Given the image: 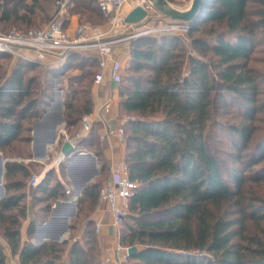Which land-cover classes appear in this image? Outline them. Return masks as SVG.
Returning a JSON list of instances; mask_svg holds the SVG:
<instances>
[{"label": "trees", "instance_id": "1", "mask_svg": "<svg viewBox=\"0 0 264 264\" xmlns=\"http://www.w3.org/2000/svg\"><path fill=\"white\" fill-rule=\"evenodd\" d=\"M42 1L55 3L0 0L2 19L33 24ZM90 1L94 7L87 0H68L70 14L83 10L100 16L98 0ZM186 35L187 46L178 35L141 36L131 42L120 105L130 115L124 128L126 161L137 187L127 215L133 224L121 230L120 243L138 246L139 252L129 256L132 264H264V118L258 116L264 112V76L251 64L264 44V0H207ZM97 64V58L73 52L61 66L47 69L50 81L73 66L82 69L69 77L64 106L69 133L93 110L95 73L90 68ZM39 66L16 60L0 87V149L14 142L30 146L33 124L53 100L49 86L37 96L36 78H25ZM232 111L235 120L219 123L224 142L218 140L228 144L220 147L209 132L212 116ZM6 165L9 194L0 199V222L6 223L3 235L20 263L102 264L90 220L82 241L70 246L68 259V239L21 243L26 194L16 189L25 186L29 168L13 159ZM53 172L49 169L36 187L37 194L45 195L39 199L46 202L41 210L47 216L54 201L67 197L62 180L47 186ZM98 190L97 182L88 185L79 201L92 197L97 202ZM39 220H31L29 237ZM79 223L69 225L72 236ZM0 264H6L1 246Z\"/></svg>", "mask_w": 264, "mask_h": 264}, {"label": "crops", "instance_id": "2", "mask_svg": "<svg viewBox=\"0 0 264 264\" xmlns=\"http://www.w3.org/2000/svg\"><path fill=\"white\" fill-rule=\"evenodd\" d=\"M155 20L158 21L159 18L156 17ZM77 24V17H75V15H71L67 19L66 27L70 32H72ZM115 45L113 47V55L117 60H119L120 72L124 74L125 62H128L130 58L129 42L128 40H124L118 46ZM82 53L86 56L95 57L97 58V60L99 59L97 49H86L83 50ZM44 62L48 63L50 67H56L57 64L52 57H47ZM111 65L112 64H109L106 70V77L101 83L96 84L94 80H92L93 110L90 114L94 119L93 127L90 133L83 137L78 143L80 147L88 150L90 154L79 156H75V154V158L71 161V163L63 162L58 166L51 164L46 165L38 161V158L42 157L41 154L47 151V144L50 143V139L54 134L55 122L50 120L55 116V112L59 110V106L53 105L50 107L49 105L47 108V110L49 109V113L47 115L44 114L45 116L35 121L31 132V157L28 156L29 158L23 159V161L24 163L28 161L32 164L40 163L42 165H45L48 170L54 168L56 170V173L60 176L61 172L63 173V168H65V178H61L62 180H66L71 184V194H69V196H72L74 205L70 206V204H68L66 206H61L59 210H61L60 212L62 213H60L59 211L55 213V216L70 214V217L66 222L52 220L48 217L45 218V216L42 215V213H44L41 210L42 206H36L35 202L33 201L32 195H30L28 191L25 190L24 192L26 195L24 201L26 203L27 216L24 221L23 227L21 228V243H24L26 240L30 239L34 242V244L38 245L40 242H44L43 240H45V237L54 238L53 236H57L63 228L62 225L67 227V230L69 231L68 234L71 235V230L69 228V224L71 222L69 221L78 218L79 210L78 204L76 205V203L79 197L83 196L84 190L87 188L90 182L94 180V177L101 173L104 167L107 168L108 174V177L104 181V183L110 180L112 175V167L115 164L120 163L124 159H126L127 134L124 128L129 120V116L121 108V83L113 80V69ZM58 101L59 99L56 102L57 104L59 103ZM54 103L55 101L53 102V104ZM78 128L79 123L77 127L73 128L74 132ZM121 129L124 130L126 138L125 141L121 138ZM63 130H66L68 132L64 124L57 127V132L60 137L62 136ZM74 132L68 133L73 134ZM60 143L62 144V140H60ZM67 195L68 194H66V196ZM35 217L40 220L36 224V231L33 237H29L28 228L31 220ZM41 217L44 218L41 219ZM44 220L45 222H43ZM88 220L92 221L93 223L92 227H94V235L96 237L98 253L102 264H125L123 261L124 251L118 248V244L120 243L121 228L120 226L115 224L114 217L110 211L109 203L99 202L98 199L94 209H92L89 214L83 216V218L81 219L78 225V229L75 230L74 235L66 237L65 240L68 239L69 243L66 247L67 251L64 259H68L69 248L72 243L78 239L82 241L85 228L88 224ZM40 222H42L43 224L39 225ZM96 224H99L100 226L98 230L96 229ZM0 246L2 247L6 255V264H21L19 253H13L7 239L3 236H0Z\"/></svg>", "mask_w": 264, "mask_h": 264}, {"label": "built area", "instance_id": "3", "mask_svg": "<svg viewBox=\"0 0 264 264\" xmlns=\"http://www.w3.org/2000/svg\"><path fill=\"white\" fill-rule=\"evenodd\" d=\"M102 14L109 18L111 29L105 31L101 26L90 23H79L70 32L64 25L62 19L54 16L45 25L28 31L16 29L7 32L0 30V53L12 55L19 59H25L43 63L47 57H52L61 66L66 57L73 53L86 49H97L99 54L97 70L94 75V82L101 83L106 77V70L112 64L113 80L120 82L122 73L120 72V62L113 55V47L117 42L138 38L141 36H174L186 35L189 30V23L182 21H156L160 12L155 8L150 0H98ZM137 6L147 11V16L137 23L125 22V17ZM155 20V21H154ZM117 26V31H132L127 35L116 38L112 29ZM57 75L55 80L59 79ZM93 116L90 113L84 114L79 122V128L69 134L63 130L62 136H58L56 142L47 144V151L44 157L38 161L46 165H56L63 162H70L75 156L90 153L85 148L79 146V141L90 133L93 127ZM65 126V124H64ZM121 138L125 141L124 130H120ZM70 141L75 146L74 157H67L61 151L62 144ZM111 179L103 183L98 190V201L108 202L110 211L114 217L115 224L121 226L128 215L130 199L135 193L137 183L131 179L126 159L112 167ZM42 178L40 175H33L30 185L37 187ZM66 194H71V184L62 180ZM76 201V200H75ZM96 224V229H99ZM118 248L124 251L123 261L125 264H132L126 246L121 243Z\"/></svg>", "mask_w": 264, "mask_h": 264}, {"label": "rangeland", "instance_id": "4", "mask_svg": "<svg viewBox=\"0 0 264 264\" xmlns=\"http://www.w3.org/2000/svg\"><path fill=\"white\" fill-rule=\"evenodd\" d=\"M88 4L91 6H95L94 3H91L90 0H87ZM192 0H172V4L177 7V8H181V9H185L187 7H189V5L191 4ZM29 3H31V0H28ZM68 0H55V3H48V2H44L42 1L43 4V8L39 9V8H35V14L32 16L33 18V24H28L27 21L25 22L24 20H4L2 19V13L0 12V30L2 31H9L12 29H16L19 31H28L31 29H37L43 25H45L47 22H49L53 16H57L58 19H68L69 16L71 15H75V17H77L78 20V24L79 23H90V24H94V25H98L101 26L105 31H108L111 29V23L109 22V18L104 16L103 14H101L100 16H96L94 14H92L90 11H81V13L78 14H70V7L67 6ZM24 11L23 9L20 10V13L22 14ZM29 16V15H27ZM157 17L159 18L158 21H174L173 19L162 15L161 13L159 15H157ZM117 26H115L112 30L116 38L121 37L123 35H127L128 33H130L132 30H126L124 32H120L117 31ZM180 36V35H179ZM182 38V40L186 43L187 46V35H181L180 36ZM135 39V38H133ZM133 39L128 40L129 42V48H131V42ZM123 41L117 42L116 45L118 46L119 44H121ZM115 45V46H116ZM188 48V47H187ZM79 53L83 54L82 51H79ZM254 57L258 58V60H254L251 64L255 65L259 71L263 74L264 76V44L259 46L258 49H256V51L254 52ZM19 58H16L12 55L9 56V54H7L6 56L0 57V87L2 84H4L5 82H7L9 76L11 75L14 67H15V62L16 60H18ZM128 62H125V72L126 69L128 67ZM48 68H53L52 66L50 67V65L48 63H40L39 67H35L30 69L26 75L25 78H29V77H35L36 78V82L35 85V91L36 94L38 96L40 89H43L47 86H49V90H51L52 94H53V100L51 101V103L53 101L56 102V99L61 102L60 100H62L63 103V107L65 106V100H66V92L69 89V85H70V76H73V74L75 73H79L80 71H82V69H79L78 66H73L71 68H68L64 71V75H59L60 78L55 80V79H51L48 78V74H47V69ZM91 70L94 71V73H96V66L90 68ZM84 70H88V69H84ZM188 72V68L185 69L184 74H186ZM92 78V76L90 77ZM77 88H80V86L77 84L75 85ZM262 86L264 87V81L262 82ZM91 90L93 88V84L90 85ZM78 96H82L81 94H79ZM60 97V98H59ZM81 98V97H80ZM262 99H264V95L261 96ZM50 103V105H51ZM48 108V107H47ZM233 111L230 114H222L220 116H217V114L213 113L212 116V121L213 122V126L211 127V129H209V132L214 134L217 138L214 140V142H216V145L218 146H222V147H227L228 144H225L226 146H223L222 142H224V132L221 130V127L219 126V123H224L225 120H235V117L233 115ZM45 114V112H44ZM44 114L41 116V118L44 116ZM63 114H64V110H63ZM84 115V114H83ZM130 116V115H128ZM258 116L260 118H264V112H260L258 113ZM40 117L38 119H41ZM56 116L53 117L50 121H55ZM215 122L218 123V125H215ZM35 123V122H34ZM257 124H263L262 121H256ZM34 126V124H33ZM72 132H74V130H72ZM71 132V133H72ZM222 140V142L220 143L219 140ZM228 142V141H227ZM0 153L2 154V157L4 160H11V159H15V160H19L20 162H23V159H28L31 154V147L27 146L23 143H19V142H14L12 145H8L5 146V148L0 149ZM31 157V156H30ZM7 161L4 163H1L2 165L0 168V199L3 198L5 196V194H9V190H6V178H5V172L7 170ZM26 163V164H25ZM24 164L27 165L29 167V175L27 176H23V179L25 180V186H23L22 189H16V192H20L21 190H26L28 191V193L30 195H32L33 197V201L35 202L36 206H45L46 202L41 199H39L41 196L44 197L45 195L43 193L37 194L36 193V187H32L30 185V179L32 178L33 175H40L41 178L43 179L46 175H47V167L45 165H42L40 163L36 164H32L30 162H25ZM228 163L231 165L232 161L228 160ZM4 171V172H3ZM3 172V173H2ZM89 175V174H88ZM52 179L48 182L47 186H51L56 182V178L62 180L61 177L65 178V168H63V173L61 172V176L59 174H55L54 172L51 174ZM87 177V176H86ZM108 174H107V168L104 167L101 171V173L99 175H96L94 177V180L92 182H90V184L97 182L98 183V188L104 183V181L107 179ZM89 184V185H90ZM11 192H15L14 190H11ZM39 196V197H38ZM68 196V195H67ZM78 198V196H77ZM80 199V197H79ZM78 199V200H79ZM59 200H64L60 203L56 204V201H54L53 205H52V209L50 214L47 216V214L44 212L42 213L43 216L48 217L49 219H52L53 215H56L55 213L57 211H61L59 210L61 206H66L68 204H70V206H73L74 204L68 203L70 200L66 197V198H62ZM69 200V201H68ZM76 205L78 204V210H79V215L78 218L71 220L69 222L71 223H78L79 220L81 221V219L83 218V216H85L86 214H89L92 209H94V205H96L97 202L94 203V199L91 198H87V199H82V202L78 201ZM17 210V208L12 209V212H15ZM62 213V212H60ZM65 215V214H64ZM59 216V215H57ZM61 216V215H60ZM37 219V217H35ZM26 219V218H25ZM22 222L21 228L23 227L24 221ZM63 218H57L56 221H60V222H64V220H62ZM62 220V221H61ZM45 222V220L43 221ZM68 222V224H69ZM70 223V224H71ZM133 224V221L129 218L126 217L123 224L120 226L121 230H127V224ZM6 223H4L2 225V223L0 222V236H3V226ZM69 224V225H70ZM90 228H93L91 225L88 226ZM36 231V230H35ZM68 230H66L64 232L65 236H72L70 234H68ZM54 238H50L51 240H56V236H53ZM5 238V237H4ZM71 238V237H69ZM57 241V240H56ZM95 244V243H93ZM124 246V245H123ZM89 247V245H88Z\"/></svg>", "mask_w": 264, "mask_h": 264}, {"label": "water", "instance_id": "5", "mask_svg": "<svg viewBox=\"0 0 264 264\" xmlns=\"http://www.w3.org/2000/svg\"><path fill=\"white\" fill-rule=\"evenodd\" d=\"M150 1L153 3L155 8L162 15L167 16V17L173 19L174 21H182V22L189 23V22H192L193 20H195L201 14L203 7H204L207 0H192L189 7L185 8V9L175 7L168 0H150ZM147 14L148 13L144 8L137 6L125 17V22L137 23V22L143 20L147 16ZM53 102L50 105V107L54 105ZM58 106H59V110L57 112H55V114H54L56 116V119L54 121L55 122V124H54L55 130H54V134H53L52 138L50 139L51 143L56 142L58 139L59 134L57 132V127L65 124L62 100ZM48 113H49V109L46 111L45 115H47ZM131 119H136V117H132ZM74 150H75V146L73 145L72 142H70V141L63 142L62 147H61V151L63 152L64 155H66L67 157H71L72 155L76 154L73 152ZM71 153H72V155H71ZM88 154H90V153H88ZM45 155H46V152H43L41 154L42 157H44ZM6 161L7 160H4L2 157V154L0 153V165H1V163H3V165H4V163ZM1 180H0V182H1ZM67 198L69 200H71L72 196L68 195ZM62 201H64V200H57L56 204L60 203ZM56 217L57 216L53 215L52 220H54ZM42 224H43L42 222L39 223V225H42ZM66 230H67V227L63 226V228L61 229L59 234L55 237L57 241H63L66 239V236L64 234V232ZM49 240H50V238H45V240H43V241H49ZM40 243H42V242H40ZM127 252H128L129 256H133L139 252V248L136 245L129 246L127 248Z\"/></svg>", "mask_w": 264, "mask_h": 264}, {"label": "bare ground", "instance_id": "6", "mask_svg": "<svg viewBox=\"0 0 264 264\" xmlns=\"http://www.w3.org/2000/svg\"><path fill=\"white\" fill-rule=\"evenodd\" d=\"M60 98V97H59ZM61 101V100H60ZM56 102H57V99H56ZM54 103V105H59L60 104V102L57 104V103ZM59 108V107H58ZM49 144H51V143H49ZM2 165V164H1ZM0 168H1V166H0ZM69 201V200H68ZM68 203H71V204H73V200L71 199ZM69 217H70V214H67V215H63V216H57L54 220H56L57 218H63L62 220H64V222H66L68 219H69ZM61 220V221H62ZM62 226H64V225H62ZM46 238V237H45Z\"/></svg>", "mask_w": 264, "mask_h": 264}]
</instances>
